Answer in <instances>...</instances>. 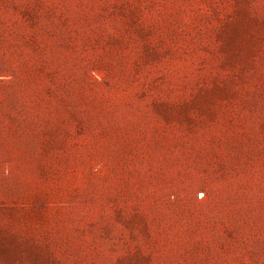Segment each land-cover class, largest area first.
<instances>
[{
  "label": "rangeland",
  "instance_id": "1",
  "mask_svg": "<svg viewBox=\"0 0 264 264\" xmlns=\"http://www.w3.org/2000/svg\"><path fill=\"white\" fill-rule=\"evenodd\" d=\"M0 264H264V0H0Z\"/></svg>",
  "mask_w": 264,
  "mask_h": 264
}]
</instances>
